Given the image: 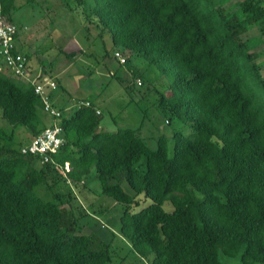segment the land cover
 <instances>
[{"label":"trees","instance_id":"trees-1","mask_svg":"<svg viewBox=\"0 0 264 264\" xmlns=\"http://www.w3.org/2000/svg\"><path fill=\"white\" fill-rule=\"evenodd\" d=\"M15 6L0 0V15L10 22ZM237 7L93 0L88 19L98 38L107 35L112 49L127 51V66L143 59L166 88L158 98L166 122L190 128L188 135L158 136L155 148L138 129H100L101 113L88 101L63 114L56 165L38 164L20 150L47 127L41 100L30 84L0 70L1 118L10 127L0 128V264H111L109 246L80 233L79 219L59 195L44 201L35 193L60 180L84 187L92 171L100 195L123 207L119 236L137 258L222 264L221 256L264 264V80L257 54L241 40L252 26L264 35V0ZM20 127L26 139L16 137ZM139 197L150 203L142 206Z\"/></svg>","mask_w":264,"mask_h":264},{"label":"rangeland","instance_id":"rangeland-1","mask_svg":"<svg viewBox=\"0 0 264 264\" xmlns=\"http://www.w3.org/2000/svg\"><path fill=\"white\" fill-rule=\"evenodd\" d=\"M215 8H223L226 11H236L241 0H211ZM77 0H15L16 9L11 15V23L23 33V27L30 25L41 40L36 43L42 56L47 62L55 60L57 50L55 42L50 37L46 26H53L57 30L61 23L69 24L73 30L78 32L82 39H86L90 48L84 49V53L74 60V67L69 71V79L74 84L80 85L84 94L89 100H96L101 109L100 128L107 132H117L123 129L135 130L137 126L143 125L138 136L151 148L156 147V139L160 135H165L170 139L174 131H181L184 135L190 133V128L186 124L176 121L166 122L167 117L158 106L160 93H165L166 88L160 80H157L152 72L147 71V64L139 57L133 58L130 62V69H122L118 76L125 77L123 83L109 78L100 73L102 61L107 57L104 49L108 51L110 64L115 61L120 63L128 56L127 51L115 50L111 48V43L107 35L102 39L96 36L97 29L95 20L89 22V13L93 0H85V3H76ZM94 21V22H93ZM49 34V35H47ZM37 39V40H38ZM246 51L257 54L255 62L259 67L261 79L264 80V35L257 26H252L241 36ZM87 44V43H86ZM45 50V51H43ZM119 51L120 58L115 59L114 52ZM35 59L32 58V63ZM106 62V63H107ZM124 63V62H123ZM1 64V63H0ZM123 65V64H120ZM1 68V66H0ZM5 71V70H4ZM132 71H138L134 74ZM101 72V71H100ZM97 76H96V75ZM146 76L151 83L146 81ZM123 79V78H122ZM137 80L141 86H137ZM71 103L65 109L66 115L73 111ZM0 128L10 127L1 118ZM27 133L20 127L16 130L18 140L27 138ZM172 145L168 143V153L171 154ZM82 184L84 187L75 188L65 180H60L55 185H48L37 188L35 193L44 201L54 200L55 194L64 201L63 206L72 209L81 226L80 233L84 235L94 234L105 242L110 249V263L116 264L124 261L126 264H149L148 260L137 258L129 244L119 236V218L123 211L120 204H116L112 199L100 195L99 183L94 178V172L87 177ZM123 190L128 194H133L126 182L121 184ZM142 206L145 203L142 197L138 198ZM162 208L166 212H171L169 204L164 203ZM222 264H241L238 258L230 259L219 256Z\"/></svg>","mask_w":264,"mask_h":264},{"label":"crops","instance_id":"crops-1","mask_svg":"<svg viewBox=\"0 0 264 264\" xmlns=\"http://www.w3.org/2000/svg\"><path fill=\"white\" fill-rule=\"evenodd\" d=\"M45 28L46 30H49L48 33H50L51 36L48 38L53 39V41L55 42L54 44L55 49L57 50L56 59L50 62H47L42 56V53L39 51L42 49H39L36 43L40 41L39 43L40 45L42 39L39 40L38 36L35 33L33 34L35 30H33V28H31L30 25L28 24L25 25L23 27L24 32L23 33L20 32L16 38V46L18 50L27 56L31 77L34 80L50 78L53 81H55L57 88L51 92V99L54 106L57 107L58 109L65 110L73 102L76 103L78 101H90L95 105L96 109L100 112L101 109L99 108L97 101L89 100L87 96H83L84 92L81 86L74 84V88H73V83L69 79V71L74 67V60L76 58H79L77 56L84 53V49L90 48L89 43L86 41V39L84 40L81 38L80 35H77L78 32H76V30H73L72 27H69V24L67 25V23H61L58 30L55 27L53 26L51 27L49 25H47ZM97 35L98 32L96 33V36ZM104 52L106 53V49H104ZM71 53H76V56H67L70 55ZM115 54H118V56L115 57V59L121 57L119 56L120 54L119 51H116V53L114 52V56ZM127 57L123 58L122 61L124 63L119 61L120 63L118 64V62L115 61V64H110L107 62L109 58V54H108V56L105 57V59L101 62L102 68L98 70V74L99 73L100 75L105 74L109 78L115 75L113 79L123 83L125 77H120L118 76V74L122 69L126 67L130 69L125 62ZM32 58L35 59L34 63H32ZM132 59L133 58H131V61ZM45 120L47 123L50 122V120L47 117L45 118ZM142 127L143 125L137 126L136 129L139 130L138 133L141 131ZM92 173L93 171L91 172V174ZM91 174L89 176H91Z\"/></svg>","mask_w":264,"mask_h":264},{"label":"built area","instance_id":"built-area-1","mask_svg":"<svg viewBox=\"0 0 264 264\" xmlns=\"http://www.w3.org/2000/svg\"><path fill=\"white\" fill-rule=\"evenodd\" d=\"M17 34V27L0 15V70H5L11 76L30 84L35 95L41 100L42 113L50 120L47 127L31 142L23 146L20 152L23 155L37 158L40 165H56L53 157L58 154L64 142L59 123L66 112L55 107L52 102L51 92L57 88L55 81L50 78L34 80L31 77L28 59L16 46ZM115 56L117 57L118 54ZM136 85L141 86L139 80ZM77 106L89 107L91 105L88 101H78L73 105V108ZM99 113L96 110V114ZM64 170H69L68 163H65Z\"/></svg>","mask_w":264,"mask_h":264}]
</instances>
